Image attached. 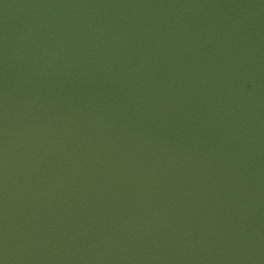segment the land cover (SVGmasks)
<instances>
[{
	"label": "water",
	"instance_id": "1",
	"mask_svg": "<svg viewBox=\"0 0 264 264\" xmlns=\"http://www.w3.org/2000/svg\"><path fill=\"white\" fill-rule=\"evenodd\" d=\"M0 264H264V0H0Z\"/></svg>",
	"mask_w": 264,
	"mask_h": 264
}]
</instances>
